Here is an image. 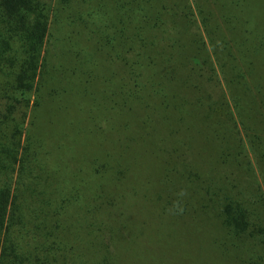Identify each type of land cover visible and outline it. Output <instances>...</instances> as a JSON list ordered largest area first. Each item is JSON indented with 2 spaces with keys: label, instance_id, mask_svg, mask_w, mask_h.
Returning <instances> with one entry per match:
<instances>
[{
  "label": "trees",
  "instance_id": "16d2710c",
  "mask_svg": "<svg viewBox=\"0 0 264 264\" xmlns=\"http://www.w3.org/2000/svg\"><path fill=\"white\" fill-rule=\"evenodd\" d=\"M200 7L0 0V264H264V111Z\"/></svg>",
  "mask_w": 264,
  "mask_h": 264
},
{
  "label": "rangeland",
  "instance_id": "374dc122",
  "mask_svg": "<svg viewBox=\"0 0 264 264\" xmlns=\"http://www.w3.org/2000/svg\"><path fill=\"white\" fill-rule=\"evenodd\" d=\"M200 2L201 7L197 13L201 24L205 27L204 19H208L211 28L223 42L229 80L234 86V97H239L243 106L247 104L248 109H253L252 113L258 107L264 111V0ZM206 39L212 48V41L207 34ZM221 78L225 85V80L222 76ZM127 156L129 155L117 156L120 170L128 166ZM103 171L107 170L104 168ZM177 255L184 256V252L177 251ZM162 258H173V264H194L192 261L188 260L186 263L172 256Z\"/></svg>",
  "mask_w": 264,
  "mask_h": 264
}]
</instances>
